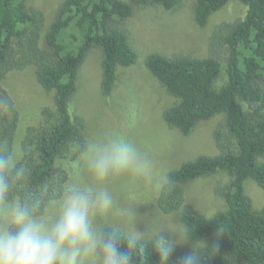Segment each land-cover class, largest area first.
Segmentation results:
<instances>
[{
  "label": "trees",
  "instance_id": "trees-1",
  "mask_svg": "<svg viewBox=\"0 0 264 264\" xmlns=\"http://www.w3.org/2000/svg\"><path fill=\"white\" fill-rule=\"evenodd\" d=\"M232 1L243 3L246 14L216 28L208 57L151 54L145 60L149 72L175 98L163 114L169 126L189 135L200 121L223 116L213 133L221 153L200 156L170 171L171 190L159 193L157 206L163 214L181 212L188 239L204 244L198 250L205 264H264V207L256 210L245 190L247 180L264 188V0H195L193 16L203 27ZM185 2L64 0L41 46L45 14L30 6L29 0H0V146L13 151L19 123L2 87L10 71L34 66L39 84L55 92V112L47 109L44 115L56 120L26 132L20 162L31 172L13 196L22 198L32 192L46 202L56 201L68 182L69 173L58 161L77 160L71 146L86 138V122L72 114L70 101L89 51L103 52L101 91L108 97L118 69L138 59L128 27L135 10L158 5L170 11ZM224 71L228 80L216 87ZM215 174L229 177L228 184L215 190L226 206L208 218L186 203L185 185ZM185 257L176 246L170 264H183ZM134 259L135 264H168L151 244Z\"/></svg>",
  "mask_w": 264,
  "mask_h": 264
},
{
  "label": "rangeland",
  "instance_id": "rangeland-1",
  "mask_svg": "<svg viewBox=\"0 0 264 264\" xmlns=\"http://www.w3.org/2000/svg\"><path fill=\"white\" fill-rule=\"evenodd\" d=\"M127 1V0H124ZM64 0H29V5L45 14L46 22L41 40L55 19ZM195 0H186L183 5L167 11L158 5L137 8L129 20L128 27L133 48L138 53L136 63L130 67H120L116 85L110 96L104 97L101 91V62L103 52L92 49L80 67L78 89L70 101V111L86 122V138L101 133H110L121 140H134L154 154L157 172L167 175L183 163L200 156H216L220 150L213 133L223 120L222 115L200 121L189 135L169 126L163 119L164 112L170 108L175 98L158 82L145 66L151 54L166 56L210 55V37L217 27L233 23L246 14V6L240 1H232L213 14L208 23L201 27L195 23L193 5ZM228 80L224 71L216 82V87ZM19 123L14 141L13 152L19 160L23 157L22 143L29 128H46L56 118H48L44 111L55 112V92L44 89L38 82L36 68L10 71L2 81ZM60 168L69 173L66 184L89 186L91 177L85 172L78 159H60ZM229 177L215 174L202 177L185 185L186 203L197 211L213 217L225 209V201L215 190L228 184ZM114 199L122 207L134 208L137 212L138 229L146 232L155 221L175 231L181 221V212L163 214L157 206L160 192L144 189L139 181L132 182L126 177L116 176L110 185ZM245 190L256 210L264 207V188L255 181L247 180ZM53 212L54 208H49ZM177 241L182 254L188 255L194 246L203 243L193 242L178 233H168Z\"/></svg>",
  "mask_w": 264,
  "mask_h": 264
},
{
  "label": "clouds",
  "instance_id": "clouds-1",
  "mask_svg": "<svg viewBox=\"0 0 264 264\" xmlns=\"http://www.w3.org/2000/svg\"><path fill=\"white\" fill-rule=\"evenodd\" d=\"M71 147L91 184H66L58 200L46 202L39 193L12 195L24 186L31 169L0 146V264H135V255L150 244L160 260L170 264L177 241L168 233L187 238L188 226L173 231L157 220L142 232L136 210L119 206L109 187L121 176L139 181L148 191L171 190L170 178L157 172L154 154L134 140L107 132ZM183 264L205 260L194 246Z\"/></svg>",
  "mask_w": 264,
  "mask_h": 264
}]
</instances>
